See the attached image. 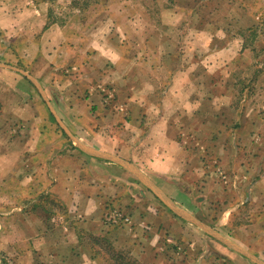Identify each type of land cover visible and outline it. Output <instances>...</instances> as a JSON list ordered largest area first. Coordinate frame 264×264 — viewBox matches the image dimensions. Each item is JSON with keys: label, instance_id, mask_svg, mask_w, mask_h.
Here are the masks:
<instances>
[{"label": "crops", "instance_id": "0c3cea01", "mask_svg": "<svg viewBox=\"0 0 264 264\" xmlns=\"http://www.w3.org/2000/svg\"><path fill=\"white\" fill-rule=\"evenodd\" d=\"M48 2L0 0V264H106L102 247L92 240L118 247L122 259L129 250L143 264L148 259L160 264L156 248L163 246V211L172 219L168 224L196 228L244 264H264V251H250L235 236L203 222L188 207L196 201L183 206L176 199L177 191L191 192L189 185L198 177L193 171H203L204 138L214 140L215 157L208 163L227 166L234 178L233 164L242 161L243 148L251 150L264 138V111L253 104L247 86L234 91L231 78H211L207 82L217 90L224 83V91L199 98L203 82L191 66L196 44L179 37L185 33L183 21L192 19L185 1L96 0L84 12L68 11V3L52 9ZM216 15L223 28L214 29L211 41L218 38L220 44L207 59L214 65L236 63L242 40L224 42L219 36L232 34L236 25L225 31L224 14ZM261 17L254 13V27ZM258 45L254 53H264ZM255 62L259 74L262 65ZM258 74L254 83H264ZM248 114L253 117L247 121ZM198 139L203 146L193 150ZM259 160L256 174L264 170V156ZM258 175L244 194L233 192L240 196L229 200L232 214L251 206L262 180ZM226 201L220 199L218 206ZM149 202L159 208L154 216L160 222L141 210ZM168 202L229 244L180 217ZM51 205L58 209L50 211ZM165 238L169 247L178 240Z\"/></svg>", "mask_w": 264, "mask_h": 264}, {"label": "rangeland", "instance_id": "374dc122", "mask_svg": "<svg viewBox=\"0 0 264 264\" xmlns=\"http://www.w3.org/2000/svg\"><path fill=\"white\" fill-rule=\"evenodd\" d=\"M48 1V4L50 7H52V9L58 7L59 3H68V7L65 8L68 11L73 12L77 10L84 12L87 9H90L92 5H95L94 3L96 0ZM184 1L185 3L182 5L188 7L189 10H192L190 11L192 19L188 17L187 21H183L184 23L181 27H183L182 31H184L185 33L184 35L179 34V37L182 36L180 42H182L184 40L183 37H185L184 43L186 41H191V43L196 44L195 50L192 54L194 60L192 61L191 66L193 68L195 76L199 77L203 82V84H199L201 88L197 91L201 92V94L199 93V98H204L207 92L217 90V88H215L216 86L213 87V83L210 84V82H207L208 80H211V78L217 79L219 77H225L226 80H228V78H231L232 84L229 87L234 91H241V89H244L247 86V88L249 89V94L252 97L251 99L253 101V104L254 102L257 103L259 109L264 111V83H254V74H258V69H256L257 71L254 70V61H256L255 63L258 62L262 65L260 66L262 70L261 68H259V71L261 73L259 72L258 75L261 74L264 76V53H254V44L259 43L258 46H260V48L264 47V0H258V3L254 2L255 0H243L242 2H237L235 4L231 3L232 0ZM177 3H179V1ZM217 12H222L224 14V18L226 20L224 23L226 26L224 27L225 31L228 30V27L231 28V26L236 25V28H231L232 34H227V36L225 37L224 35H219L224 39L223 41L233 42L235 39H237L238 41L242 40L244 50L242 52V55L238 57V61L236 63L228 61L221 62L219 64V60H217V64L214 65L210 61V58L207 59V57H209V55L212 53V48H215L220 44L218 42V38H215L213 42L211 41L212 34L213 32H215L214 29H218L219 31V29L223 28L222 20H220L221 18H218L219 15H216ZM254 13L257 15H260V13H262V22L257 27H254ZM234 14H240L245 16L246 18L242 17V20L238 18L232 19L235 16ZM185 27L189 29L188 32H186V30L184 29ZM209 27H212V33L209 36L203 37L197 34V30L208 29ZM239 29L241 30L239 31V33H237ZM239 37H241V39ZM239 43L241 44V41ZM230 62L231 64H228ZM222 63H226L227 66L221 65ZM218 86L223 87L219 88L216 92L224 91V83H219ZM208 88L210 89V91H208ZM195 89H198L197 84ZM227 91L229 90L227 89ZM243 96V101H245L246 98L248 99V95L244 94ZM254 97H256L255 100ZM208 110L211 111L210 106L208 107ZM250 116L253 117L252 114H248L247 121L251 119ZM261 139L262 143H260V145L257 147H253V149L251 150L250 148H243L245 152L243 154L242 161L233 164V166L236 167L235 176H238V178L232 177L230 175V172L226 171L229 170L227 166L224 169V167L219 166L218 162H216L218 164L213 163V165L208 163L213 157H215V153H213L214 140L212 139V137L204 138V142L202 143L205 146H203L198 139L199 143L196 142L195 146L191 148L195 150L200 146H203V148L201 149V153H203L202 156H204L205 158L202 160L203 162H205L202 165L203 171L197 168L195 169V171H193L192 176L195 177V174L198 173L196 174L198 177L195 178L196 180H192L191 185H189L191 189L189 191L191 192H188L187 190H185L186 193L183 191L181 193H179L178 191L175 192L178 203H181V205L183 206H188L192 202L196 201L195 203H197V206L190 205L188 207H190V210L194 211L195 216H197L203 222L214 225V228L219 229L223 233H226L228 236H235L240 240L239 243H241L245 248L249 249L250 251L256 252L264 251V240H261V237L264 236V232H261V228L264 227V221H258L260 218L264 217V170L261 169V172L256 174V172L259 170L260 156H264V138ZM231 148L232 147L230 144L229 149ZM198 157H200V155ZM195 161V163H197L199 161V158ZM225 172L229 174L226 175ZM255 174H259L258 176H260L262 180L256 183L257 185L254 189L253 194V203L251 204V206L250 203H247L245 206L241 207L237 206L239 208H237V214H232L236 210H231L229 208V200L233 198H235L236 200V197L240 196H235L233 192H237L239 194L240 191H242L241 193L244 194V191L247 188H250L249 183L256 177ZM203 175L205 177L201 182L200 178ZM179 184L181 186H184V188L187 185L184 181H179ZM208 184L214 185L216 190H211L209 192L207 189ZM234 186L237 187V191H232V187ZM215 194L219 195L220 198L214 199ZM149 197L152 198L150 194ZM205 197H209L210 199L207 198L206 200L201 201V198ZM220 199H222L223 203L227 200V203L225 205L221 204L222 208L218 206ZM53 208L54 206L51 205L50 211L58 209ZM144 209L145 212L153 216L154 220H151L152 222H160L156 219V215L154 216V211L157 209L159 210V208L155 207L152 202L146 203V208L143 207L141 210ZM138 213L140 214V212ZM158 215L159 212L157 216ZM162 218V222H166L160 223L161 225L159 227V231L163 238V246L159 245L158 248H156L158 249L157 251L160 250V254H162V262L160 261V264H244L242 260L234 256L219 243L208 239V237H206L201 231L197 230L196 228L192 226H185L181 222H179V225H173L175 226L173 227L172 223L168 224V222H171L172 219L169 221V215H167L165 211H163ZM140 230L142 232V229ZM143 230L147 231V229ZM169 235L175 236V238L178 240L183 235L186 236V238L184 240V243L178 244L181 241L179 242L178 240H176V243H171L169 247V245H167V243L165 242V236ZM145 238L141 239L144 245L145 242H147V240L144 241ZM137 239L139 238L137 237ZM95 242L96 241L93 240L91 241V243H94V245H96V248L98 250L100 249V247H102L103 251L100 253L107 262L106 264H108V262L115 263V261H118L121 264H143L142 262L138 261L136 257H133L129 250L128 257L122 259V252L118 247H114L113 249H111L107 245L95 244ZM145 249L147 251L151 250L147 247H145ZM151 260L149 261L148 259L146 263L155 264L153 262L154 260Z\"/></svg>", "mask_w": 264, "mask_h": 264}, {"label": "water", "instance_id": "95a60500", "mask_svg": "<svg viewBox=\"0 0 264 264\" xmlns=\"http://www.w3.org/2000/svg\"><path fill=\"white\" fill-rule=\"evenodd\" d=\"M105 158H108L112 161H115L119 164H123V162H121L120 160L116 159L115 157H110V156H103ZM132 172H134L135 174H137L136 170L132 167H128ZM143 181L145 184H147L148 186H150L151 189L154 190V192H156V189H154L144 178ZM169 203V202H168ZM176 214H178L180 217L188 220L189 222L194 223L195 225H197L198 227H200L202 230H204L205 232L211 234L212 236L218 238L219 240L223 241L226 244H229L228 242H226L223 238H221L220 236H218L216 233H214L213 231H211L209 228H207L205 225H203L202 223H200L198 220H196L195 218H193L191 215H189L188 213H186L185 211L171 205L169 203L168 205Z\"/></svg>", "mask_w": 264, "mask_h": 264}]
</instances>
